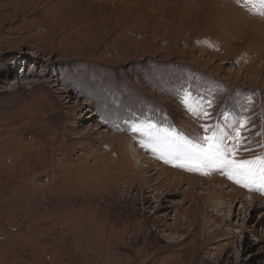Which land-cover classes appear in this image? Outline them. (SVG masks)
I'll return each instance as SVG.
<instances>
[{
    "label": "rangeland",
    "instance_id": "374dc122",
    "mask_svg": "<svg viewBox=\"0 0 264 264\" xmlns=\"http://www.w3.org/2000/svg\"><path fill=\"white\" fill-rule=\"evenodd\" d=\"M262 7L0 0V264H264V192L165 163L155 139L243 114L240 158L264 153ZM129 139L175 174L135 177ZM191 178L222 182L196 197Z\"/></svg>",
    "mask_w": 264,
    "mask_h": 264
},
{
    "label": "snow or ice",
    "instance_id": "6c2138e0",
    "mask_svg": "<svg viewBox=\"0 0 264 264\" xmlns=\"http://www.w3.org/2000/svg\"><path fill=\"white\" fill-rule=\"evenodd\" d=\"M249 2H258L264 6V0ZM257 14L264 15V7ZM181 103L192 116L198 119H211V113L191 102L190 94L186 93ZM250 123V118L240 114L224 125L201 124L203 135L191 138L177 132L176 129H164L161 135L155 137L158 144L163 146L160 158L165 163H173V166L188 171H200L205 175L211 170H217L245 188L251 190L255 185L257 191L264 192V153L249 159L240 158L241 151L252 150L247 147L250 142L247 135ZM149 127L155 129V125ZM132 130L139 132L142 129ZM256 135L264 136V131L257 132ZM258 146L264 148V141L258 142Z\"/></svg>",
    "mask_w": 264,
    "mask_h": 264
},
{
    "label": "bare ground",
    "instance_id": "6f19581e",
    "mask_svg": "<svg viewBox=\"0 0 264 264\" xmlns=\"http://www.w3.org/2000/svg\"><path fill=\"white\" fill-rule=\"evenodd\" d=\"M101 139L104 141V137H101ZM101 140V141H102ZM132 146H131V149H132V155L135 157L134 160H135V167H136V172H135V177H137L139 174H143L146 176L147 178V182L150 183V182H154L156 181V183H154V185H157V186H161L163 185V183L165 182L166 180V177L168 176H163L165 173L169 172L170 174H175V172L173 171H170L168 169H164V174L162 175L160 172L161 170H163V168H159V169H155L153 166L155 164L154 161H148V158L151 157V154L147 157H144V156H141L140 155V148L137 147L136 145H134V143L129 139V142ZM145 164V165H144ZM147 165V166H146ZM157 166V165H156ZM149 171H154L152 174L150 175H147ZM182 179H185L187 180L188 178L186 177H182ZM192 181L188 182V185H189V190H190V193L193 192V194L195 195L194 193V189L197 187V185H199V182L205 184L206 182L207 183H211V184H214V188L215 189H219L220 187L218 186V184L222 181H220L218 178H214L212 180H204V179H194V178H191ZM234 182V181H233ZM177 184V181L174 182V185ZM207 188V187H206ZM212 193V192H211ZM223 194V193H221ZM237 194H240L239 191H232V192H229V195L232 197V199H234L236 197ZM196 196V195H195ZM197 197V196H196ZM226 198V196H225ZM239 198V197H238ZM252 198L254 199V201H263L264 202V198L262 197H258V196H252ZM244 201V200H243ZM242 203V202H240ZM263 204V203H261Z\"/></svg>",
    "mask_w": 264,
    "mask_h": 264
}]
</instances>
